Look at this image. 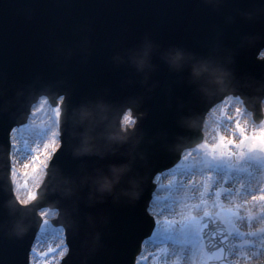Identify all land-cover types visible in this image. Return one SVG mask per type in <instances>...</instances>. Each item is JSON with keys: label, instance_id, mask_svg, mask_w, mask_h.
<instances>
[{"label": "water", "instance_id": "95a60500", "mask_svg": "<svg viewBox=\"0 0 264 264\" xmlns=\"http://www.w3.org/2000/svg\"><path fill=\"white\" fill-rule=\"evenodd\" d=\"M263 48L264 0H0V264L28 263L47 207L65 228L62 264H134L152 179L202 139L208 110L239 95L259 120ZM42 95L64 98L61 145L23 207L8 132ZM200 221L208 264H229L221 220Z\"/></svg>", "mask_w": 264, "mask_h": 264}, {"label": "rangeland", "instance_id": "374dc122", "mask_svg": "<svg viewBox=\"0 0 264 264\" xmlns=\"http://www.w3.org/2000/svg\"><path fill=\"white\" fill-rule=\"evenodd\" d=\"M38 105L42 108L48 107L53 110L45 100L40 101ZM217 106H220L219 108L223 109L220 111L219 109H215L212 111L211 115L215 114L217 116L219 124L222 123L219 130L222 133L225 131L226 134H224V137L221 135L222 138H219V140L216 139L213 134L211 140H208L207 133H210V130L208 131V127L204 125L206 132L204 131L202 142L190 151L192 152V156H195L197 159V162H194L193 165L194 167L196 164H199L200 167H207L209 172H212L216 178L223 180L225 184L229 185V188L240 187L241 190H239V192L244 194L245 197H250V195L247 194L251 192V197L256 200L260 198L259 201H256L257 208L255 212L264 213V187L257 189L255 192H253V188L250 187V183L254 181L253 173L264 178V116L261 121L256 124L253 123L249 116V124L244 125L242 121L248 120V113L243 110L239 99H234L232 97L226 98ZM230 107H233L234 109L231 110L229 109ZM228 109L231 110L230 113L226 112ZM55 114L52 113L51 115V124L53 127L55 123L57 126V121L54 120ZM224 116H227L230 119L227 117L224 118ZM28 123V125L25 124L20 128L21 131L24 132L26 129L35 126L31 124L30 121H28ZM207 124H209L208 121ZM36 128L37 127L35 126L34 131H36ZM52 136L51 141L53 143V141L57 140L53 130ZM51 145L52 144L46 146L44 149L45 153L42 154V159L39 160L38 165H36L34 161L30 165L31 168L35 169L28 181V183L33 181L31 185L26 183L24 186H19L20 180L16 170L17 165L11 161L13 189L17 200L21 203L28 202L29 199L35 196V190L41 182L40 174L41 172L44 173L45 165L53 151ZM176 165L178 168L182 166L180 163L175 164V166ZM173 167L158 176L162 177L164 175L167 176V174L170 175V173H172L170 171ZM39 170H41L40 174L38 173ZM184 171H187V169L183 168L180 172L183 173ZM35 172L37 181L36 178L34 179ZM247 172H250L249 175H247ZM245 175H247V177ZM248 177L249 179H247ZM247 183L248 185L246 186ZM158 191H160V189H158ZM158 191L156 192L155 189L156 193H158ZM156 198L152 197L148 212L154 218L155 222L152 236L159 237V240L155 243H153L150 238L145 241V244H143V251H140L136 259V264H162L160 263V260L164 256H167L170 253V250L178 247L185 248H181V253H183L184 250H188L189 253L193 255V261L188 264H207L208 254L204 251L203 241L199 233V220L202 216L209 214L215 215L222 220L227 232L231 236L230 264H237L235 260V251H243L246 253L250 246L251 251L255 253L256 251L261 252L262 248H264V224L259 220L258 222H251L253 211H250L251 207H249V211H247L244 219L249 220L248 230H254V232L244 237V239L247 240V243L243 244H248V246L244 245L243 247H240L241 245L238 241L241 237L235 235L237 231L232 225V213L236 210L235 203L232 204L234 200L232 202L225 200V197H222L220 191H212L209 196L201 193L198 197L192 198V202L189 200L186 203L183 202L179 205L175 204L165 209L158 208L160 200ZM177 203H179V201ZM246 203L249 204L248 200H246ZM43 215V221L40 231L38 232V237L43 235L58 236L59 239H61V236H63L61 228L54 227L50 222L49 218H52V213L46 212ZM190 247L192 249L189 250ZM63 248L64 243L60 244V246L51 244L49 250L42 255L40 261L43 264H55L56 261L60 259L61 254L64 251ZM146 249L148 252H146L147 254L145 253ZM38 250L39 240L36 244L35 253L38 252ZM231 258L233 260H231ZM259 260V262L256 260L250 264H264L263 257Z\"/></svg>", "mask_w": 264, "mask_h": 264}, {"label": "bare ground", "instance_id": "6f19581e", "mask_svg": "<svg viewBox=\"0 0 264 264\" xmlns=\"http://www.w3.org/2000/svg\"><path fill=\"white\" fill-rule=\"evenodd\" d=\"M40 101L32 106L31 115L29 117V121L31 124L35 125L36 131H34V127L30 129H26V131H21V129L15 130V128L10 133V142H11V153L10 158L12 163L14 162L17 165V174L19 176V186H24L26 183H28L30 176L32 175V172L35 170L30 167L32 162L34 161L36 165L39 164V160L42 159V154L45 153L46 146H51L56 148L58 146V141L55 140L51 141L52 136V130L54 131L55 136L57 137V126L56 123L54 124V127L51 124V115L52 113L55 114L54 120H57V113L58 109H49L42 108L38 104ZM220 106H216L214 109H212L209 114L206 117L205 124L208 127V131L210 130V133H207V139L211 140L212 135L214 134V137L219 140V138L224 137V134L220 132L219 127L222 126V123L219 124V121L217 120V116L215 114H212V111L215 109L222 110L223 108H219ZM262 108H263V114H264V100L262 102ZM41 109V110H40ZM229 109H234L233 107H230ZM226 110V112L230 113L231 110ZM248 114V120H243L242 122L244 125L249 124V117ZM227 116H224V118ZM230 119L229 117H227ZM207 121L209 124H207ZM218 121V122H217ZM242 123V124H243ZM29 123H27L28 125ZM51 127V129H50ZM31 130V131H30ZM204 131L206 132V129L204 127ZM222 135V136H221ZM44 150V151H43ZM191 150L185 151L182 153L180 161V165H182L180 168L178 166L173 167V169L170 171L172 173L164 175L162 177L156 176L154 178V183L156 186V192L158 189V193L154 192L152 194V197L159 199L160 204L158 208L165 209L167 207H171L175 204H181L183 202H187L194 197H198L201 193H204L209 196L210 192L212 191H220L222 197L224 196L225 200L227 201H233L235 203L236 210L233 211V227L236 229L237 233L235 234L238 237H241V239L238 241V243L241 245L240 247L248 246L247 240L244 239L246 235H250L254 232V230H248L249 227V220L244 219L246 216L247 211H249V207H251L252 216H251V222L254 223V221L258 222V220L264 224V213L260 212L257 213L256 208V200L255 198L251 197V192H249L247 195H250V197H245L244 194L240 193L239 190L241 188L239 187H231L229 188L228 184H225V182L221 179L216 178L212 172H209L207 167L201 166L199 164H196L194 167V162H197V159L195 156H192ZM176 168V170H175ZM184 169H187V171H184L181 173L180 171ZM33 169V170H32ZM175 170V171H174ZM179 170V171H178ZM39 170V174H40ZM177 172V173H176ZM250 172H247V175H249ZM37 181L36 172L34 173ZM173 174V175H172ZM43 172L40 174V178L42 177ZM247 175H245L247 177ZM245 177V178H246ZM33 179V180H34ZM249 179V177L247 178ZM253 179L254 181L251 182V186L253 188V192H255L257 189L264 187V178L260 175H255L253 173ZM33 181H31L28 184H32ZM27 184V185H28ZM248 183L246 184V186ZM29 186V185H28ZM245 192V191H244ZM252 192V193H253ZM244 197V198H243ZM246 200H248L249 204L246 203ZM179 201V203H177ZM236 201V202H235ZM253 208V209H252ZM182 209V208H181ZM247 226V227H246ZM39 240V250L35 253L36 250V244ZM63 237L61 236V239H59L58 236H46L43 235L41 237L36 236L34 245L32 247L31 256H30V264H43L40 259L42 255L49 250L50 245L54 244L55 246H60V244L63 243ZM146 241V240H145ZM145 241L143 244H145ZM142 244L141 250L143 251L144 245ZM181 246V245H179ZM177 247V246H176ZM182 247L175 248L173 250H170V253L167 256H164L160 261L162 264H188L193 261V255L189 253L188 250H184L183 253H181ZM185 249V248H182ZM188 249V248H186ZM192 249L191 247L189 250ZM44 250V252H43ZM243 250V249H242ZM147 252V249L145 253ZM35 253V254H34ZM64 251L62 252V254ZM148 253V252H147ZM146 253V254H147ZM61 254V257H62ZM264 248H262L261 252H255L253 253L251 251V248L249 246V249L246 253L243 251L236 252L235 251V260L237 264H250L257 260L259 262L262 257L264 259ZM34 257V258H33ZM231 260H233L231 258ZM55 264H58V261H56Z\"/></svg>", "mask_w": 264, "mask_h": 264}]
</instances>
